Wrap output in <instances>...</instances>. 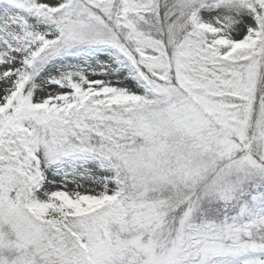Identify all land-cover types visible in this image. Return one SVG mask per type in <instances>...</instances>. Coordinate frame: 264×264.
<instances>
[{"label": "snow or ice", "instance_id": "obj_1", "mask_svg": "<svg viewBox=\"0 0 264 264\" xmlns=\"http://www.w3.org/2000/svg\"><path fill=\"white\" fill-rule=\"evenodd\" d=\"M0 264H264V0H0Z\"/></svg>", "mask_w": 264, "mask_h": 264}]
</instances>
